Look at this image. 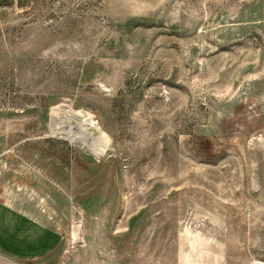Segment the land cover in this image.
Masks as SVG:
<instances>
[{
	"label": "rangeland",
	"instance_id": "rangeland-1",
	"mask_svg": "<svg viewBox=\"0 0 264 264\" xmlns=\"http://www.w3.org/2000/svg\"><path fill=\"white\" fill-rule=\"evenodd\" d=\"M0 197V264L263 261L264 0H0Z\"/></svg>",
	"mask_w": 264,
	"mask_h": 264
},
{
	"label": "crops",
	"instance_id": "crops-1",
	"mask_svg": "<svg viewBox=\"0 0 264 264\" xmlns=\"http://www.w3.org/2000/svg\"><path fill=\"white\" fill-rule=\"evenodd\" d=\"M60 235L51 226L24 213L0 197V253L14 259L47 255ZM264 261V250L262 252ZM255 264H264L256 261Z\"/></svg>",
	"mask_w": 264,
	"mask_h": 264
},
{
	"label": "built area",
	"instance_id": "built-area-1",
	"mask_svg": "<svg viewBox=\"0 0 264 264\" xmlns=\"http://www.w3.org/2000/svg\"><path fill=\"white\" fill-rule=\"evenodd\" d=\"M259 261H261V262H263V263H264V261H262V260H259ZM254 262H255V261H254ZM254 262H253V264H255Z\"/></svg>",
	"mask_w": 264,
	"mask_h": 264
}]
</instances>
